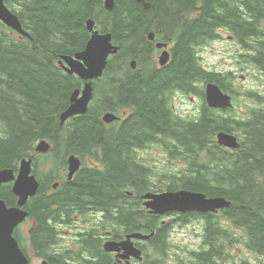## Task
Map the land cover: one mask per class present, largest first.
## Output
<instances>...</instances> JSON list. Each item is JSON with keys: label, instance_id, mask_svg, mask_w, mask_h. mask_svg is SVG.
Masks as SVG:
<instances>
[{"label": "trees", "instance_id": "obj_1", "mask_svg": "<svg viewBox=\"0 0 264 264\" xmlns=\"http://www.w3.org/2000/svg\"><path fill=\"white\" fill-rule=\"evenodd\" d=\"M4 2L30 38L0 24V171L17 173L22 160L35 156L40 141L54 146L51 154L36 156L34 173L41 185L26 205L35 225L31 244L36 254L50 264H90L60 250L58 236L75 221L73 215L89 224V213L95 211L106 213L107 227L152 235L148 264H166L173 232L188 225L198 228L199 249L188 251L191 257L184 262L264 264V93L247 94L252 104L243 116L231 115L234 109L224 114L208 108L205 86L214 83L228 93L232 75L210 71L200 58V50L226 31L246 53L247 64L264 77V0H148V10L136 0H115L112 12L101 0ZM90 19L101 32L113 34L120 51L94 83L88 113L61 126L60 115L83 82L64 72L59 61L85 49ZM150 32L172 46L165 67L152 58ZM176 94L198 96L203 103L199 114L192 119L176 115L171 105ZM107 113L121 122L105 124ZM219 132L237 135L239 149L219 146ZM155 145L187 163V169L161 172L157 179L151 159L140 156ZM71 155L83 167L67 181ZM57 181L62 185L52 190ZM180 190L221 197L232 205L218 214H176L169 222L144 207L143 195ZM0 200L17 205L11 184L0 187ZM84 240L86 247L91 237ZM93 242L101 246L99 239ZM235 244L255 254L258 263L248 257L232 261ZM108 259L98 264H111Z\"/></svg>", "mask_w": 264, "mask_h": 264}, {"label": "water", "instance_id": "obj_2", "mask_svg": "<svg viewBox=\"0 0 264 264\" xmlns=\"http://www.w3.org/2000/svg\"><path fill=\"white\" fill-rule=\"evenodd\" d=\"M107 11L112 12L114 9V0H103ZM142 4L145 10L151 8L146 0H136ZM0 23H3L16 33L30 37L24 30L18 16L13 13L5 4L4 0H0ZM95 22L90 19L87 22V29L92 33L91 39L88 41L85 49L72 55H64L61 57L60 65L70 75H76L80 79L86 81L84 88L76 90L71 97L69 108L61 115V124L70 117L84 115L88 111L89 103L93 98L92 82L103 76L108 64L110 55L118 52L119 47L112 44L111 34H100L94 31ZM149 38L154 39V34H150ZM165 44H158V48L165 47ZM170 60V52L165 51L161 54L159 62L161 66H165ZM131 67L136 69V62L131 63ZM205 99L207 106L211 109L227 111L232 108L233 98L230 94L224 92L221 87L214 83L205 86ZM81 96V97H80ZM118 117L115 114H106L104 122L111 124ZM217 143L227 149L235 150L240 147V142L234 134L220 132L216 136ZM50 149V145L43 141L37 147V152L46 153ZM81 160L75 156L69 160V179L80 170ZM13 183L12 191L18 197V205L9 207L4 200H0V264H30L26 255L19 246L14 232L28 217V212L24 209L27 201L34 197L39 190L38 179L33 174L32 160H23L17 176L11 169L0 171V187L5 184ZM144 206L150 214L165 216L174 213H201V214H217L219 211L230 208L232 203L221 197H208L203 193L193 191L180 190L176 192L148 193L143 195ZM152 235H144L142 233H133L127 235L122 243L109 241L105 244L104 250L108 253H124L117 256L115 264H130V259L135 258L142 260V252L135 247L134 240H149ZM124 260L125 262H121ZM48 264V263H43Z\"/></svg>", "mask_w": 264, "mask_h": 264}, {"label": "rangeland", "instance_id": "obj_3", "mask_svg": "<svg viewBox=\"0 0 264 264\" xmlns=\"http://www.w3.org/2000/svg\"><path fill=\"white\" fill-rule=\"evenodd\" d=\"M223 40L213 42L204 46L200 50V58L202 64L210 71H217L220 73H231V81L228 93L233 97V109L229 112L233 116H243L248 111L252 104L248 100L247 94L249 92L264 93V77L251 65L247 64L245 52L237 43L231 39L228 33L222 32ZM263 92V93H262ZM171 105L174 113L184 119H192L196 117L202 107V100L198 96L176 94L173 96ZM227 114V113H224ZM140 156H146L151 159L150 165L158 179L160 173L169 175L179 174L187 169V163L177 158L172 153L165 151L162 147H152L148 150L140 152ZM172 219L165 218L169 222ZM76 226L70 228L68 233L70 237L65 240L64 245H72V237L77 233ZM198 228L194 226L180 227L172 234V249L171 259L167 264H189L183 259L190 258L189 252L198 251ZM23 234L26 235L25 229ZM28 246V240L25 243ZM233 255L232 261H239L241 258L248 257L253 262L258 263V258L255 254L246 252L245 247H237L236 244L230 248ZM35 261L34 264H38ZM196 264V263H194ZM230 264V263H223ZM233 264V262H231Z\"/></svg>", "mask_w": 264, "mask_h": 264}, {"label": "flooded vegetation", "instance_id": "obj_4", "mask_svg": "<svg viewBox=\"0 0 264 264\" xmlns=\"http://www.w3.org/2000/svg\"><path fill=\"white\" fill-rule=\"evenodd\" d=\"M151 41V40H150ZM149 41V42H150ZM153 41H157V34L155 33V38ZM153 43V42H151ZM155 46V43H154ZM171 45H168V49L171 51ZM161 51H153L152 52V58L154 60H157V56L160 54ZM96 220H107L108 216L106 213L101 212L100 214L94 212L93 215ZM76 222L75 229L79 230L76 234V237L72 238L73 244L70 248H68L65 252L73 253L71 255V259H81L83 261H88L90 264H98L99 261L103 258L108 259L111 264H114L116 262V256L118 253H112L108 254L103 250V246L108 240L116 241L118 243L125 240L126 236L128 235L124 230H116L114 227H111V230H109L106 227L95 229L92 228V230L84 229V220L81 215L75 216ZM91 237V241L89 240V244L85 247L83 245V242L85 241L84 238ZM97 238L101 241V246H97L93 240ZM149 240H145L144 242H136V246L141 250L143 259L142 260H135L134 258L130 259L131 264H148L147 260V254H146V248L149 245Z\"/></svg>", "mask_w": 264, "mask_h": 264}, {"label": "bare ground", "instance_id": "obj_5", "mask_svg": "<svg viewBox=\"0 0 264 264\" xmlns=\"http://www.w3.org/2000/svg\"><path fill=\"white\" fill-rule=\"evenodd\" d=\"M149 65V64H148ZM244 161V160H243ZM234 201V200H233ZM232 202V201H231Z\"/></svg>", "mask_w": 264, "mask_h": 264}]
</instances>
